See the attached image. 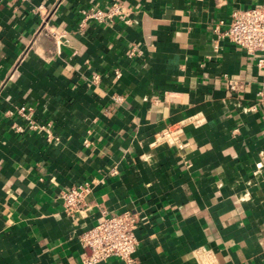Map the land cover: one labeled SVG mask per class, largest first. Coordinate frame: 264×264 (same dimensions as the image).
Segmentation results:
<instances>
[{
  "label": "crops",
  "instance_id": "0c3cea01",
  "mask_svg": "<svg viewBox=\"0 0 264 264\" xmlns=\"http://www.w3.org/2000/svg\"><path fill=\"white\" fill-rule=\"evenodd\" d=\"M119 1L128 22L0 0V264H83L79 233L124 209L132 264H264V62L220 34L261 0Z\"/></svg>",
  "mask_w": 264,
  "mask_h": 264
},
{
  "label": "built area",
  "instance_id": "2783aa9c",
  "mask_svg": "<svg viewBox=\"0 0 264 264\" xmlns=\"http://www.w3.org/2000/svg\"><path fill=\"white\" fill-rule=\"evenodd\" d=\"M112 17H117L124 22L129 20L121 9L119 0H111L105 7L82 10L83 19L101 21ZM220 34L246 52H258L256 64L262 66L264 62V0L249 7L233 8L230 11L227 26ZM134 50L131 48L129 53L135 52ZM96 76L97 74H94V77ZM226 84L231 88L236 86L232 78H226ZM256 102H264V89L261 87L256 90L255 101L248 107L254 109ZM15 110L28 120L29 125H36L30 117L29 106L19 104ZM14 126L21 128L19 124ZM111 170L115 169L112 167ZM88 189L89 186L85 182L60 189L58 195L61 198L63 210L73 214L84 209L87 204L85 195ZM137 222L136 213L129 209L110 214L101 213L93 224L84 228L78 235L80 243L89 248V251L81 257L83 264H92L110 255L117 256L120 259L119 264H132V251L137 244L134 232Z\"/></svg>",
  "mask_w": 264,
  "mask_h": 264
}]
</instances>
